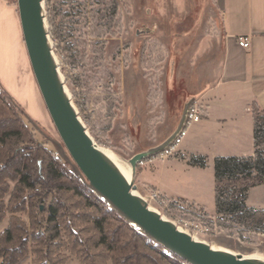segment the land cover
Here are the masks:
<instances>
[{"label": "rangeland", "instance_id": "1", "mask_svg": "<svg viewBox=\"0 0 264 264\" xmlns=\"http://www.w3.org/2000/svg\"><path fill=\"white\" fill-rule=\"evenodd\" d=\"M16 2L0 0V80L33 121L37 140L76 170L36 81L19 11L17 18L12 10H18ZM44 3L60 71L80 117L97 143L130 167L129 160L135 154L159 145L176 130L190 99H203L202 94L220 79L225 33L222 11L215 0ZM196 124L180 147L195 141ZM244 127L243 136H251V125ZM232 150L230 146L226 149ZM208 154L205 167L189 166L183 158H169L162 187L176 202L174 206L164 207L151 199L156 189L144 182L140 168L136 175L138 192L172 220L203 215L196 211L198 205L182 202L179 196L197 200L207 211L215 212L214 157L211 151ZM188 204L191 207L187 209ZM247 204L264 208V184L249 190ZM6 225L7 221L0 223V231ZM218 227L217 233L199 237L217 247L264 257V234ZM32 258L30 255L22 264H32Z\"/></svg>", "mask_w": 264, "mask_h": 264}, {"label": "trees", "instance_id": "2", "mask_svg": "<svg viewBox=\"0 0 264 264\" xmlns=\"http://www.w3.org/2000/svg\"><path fill=\"white\" fill-rule=\"evenodd\" d=\"M252 115L254 155L217 156L216 218L203 207L196 211L220 227L264 234V208L247 204L249 190L264 184V109L258 102ZM188 161L208 164L201 154ZM5 221L0 264H22L30 255L32 264H189L133 228L70 162L38 141L33 121L0 81V223Z\"/></svg>", "mask_w": 264, "mask_h": 264}, {"label": "water", "instance_id": "3", "mask_svg": "<svg viewBox=\"0 0 264 264\" xmlns=\"http://www.w3.org/2000/svg\"><path fill=\"white\" fill-rule=\"evenodd\" d=\"M24 41L40 92L68 156L87 186L133 228L189 264H264V258L238 253L196 238L151 207L137 193L138 165L162 151L182 127L190 100L176 130L162 143L135 154L131 180L87 129L74 104L54 52L44 0H17Z\"/></svg>", "mask_w": 264, "mask_h": 264}, {"label": "crops", "instance_id": "4", "mask_svg": "<svg viewBox=\"0 0 264 264\" xmlns=\"http://www.w3.org/2000/svg\"><path fill=\"white\" fill-rule=\"evenodd\" d=\"M215 3L223 16L225 55L219 81L202 94L205 114L196 124L195 141L179 146L175 156L186 160L189 166H198L189 163L192 154L209 157L211 151L214 160L217 156L254 155L252 105L258 102L264 109V0H215ZM12 10L18 18L16 7ZM241 36L250 39V47L240 45ZM28 73L31 77V68ZM193 99L196 98L190 100ZM245 125H251V136L241 133ZM228 146L233 152L226 151ZM169 161L153 160L142 165L141 171L144 182L165 196L168 194L163 190L162 177ZM179 199L204 208L197 200L192 202L181 196ZM204 210L216 215V211Z\"/></svg>", "mask_w": 264, "mask_h": 264}, {"label": "built area", "instance_id": "5", "mask_svg": "<svg viewBox=\"0 0 264 264\" xmlns=\"http://www.w3.org/2000/svg\"><path fill=\"white\" fill-rule=\"evenodd\" d=\"M239 43L241 46L250 47L251 41L248 37H239ZM205 114V105L201 99H193L187 109L182 127L175 134L173 140L159 153L145 159L141 165H147L153 160L166 161L169 158L175 156L178 152V147L188 135L191 126L194 123L199 122ZM151 199L159 200L160 205L167 207L172 206V201L165 195L161 194L158 190H155L151 195ZM147 198V197H146ZM149 199V198H147ZM189 206H187L188 209ZM184 230L190 232L195 236L213 235L219 231V227L216 223L203 219L202 217L194 219H179L175 220ZM204 240V239H203Z\"/></svg>", "mask_w": 264, "mask_h": 264}, {"label": "bare ground", "instance_id": "6", "mask_svg": "<svg viewBox=\"0 0 264 264\" xmlns=\"http://www.w3.org/2000/svg\"><path fill=\"white\" fill-rule=\"evenodd\" d=\"M102 149H104V151L119 165L120 169L126 174V176L128 177V179L131 180V177H132V169L131 167L125 163L124 161H122L120 158H118L110 149H107L103 146H101ZM137 193H139L137 191ZM146 198V197H145ZM147 199V198H146ZM148 200V199H147ZM150 204V203H149ZM151 207H153L151 204H150ZM167 217V216H166ZM175 221V220H174ZM176 222V221H175ZM180 228H182L180 225H179ZM183 229V228H182ZM184 230V229H183ZM186 231V230H184ZM188 232V231H187ZM195 236V235H194ZM196 238L198 239H201L199 236H195ZM214 245V244H213ZM215 247H217L216 245H214ZM253 257H261V258H264L262 255H252Z\"/></svg>", "mask_w": 264, "mask_h": 264}]
</instances>
